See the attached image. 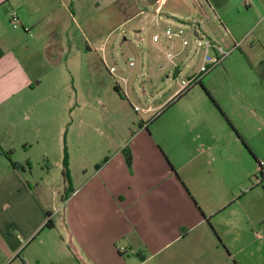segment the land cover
I'll list each match as a JSON object with an SVG mask.
<instances>
[{"label": "crops", "instance_id": "obj_1", "mask_svg": "<svg viewBox=\"0 0 264 264\" xmlns=\"http://www.w3.org/2000/svg\"><path fill=\"white\" fill-rule=\"evenodd\" d=\"M206 5L213 8L211 0H0V264H264V218L255 223L238 207L237 220L211 219L225 208H205L191 197L184 199L187 218L177 221L183 197L176 200L173 154L154 151L145 139L132 143V133L119 138L115 118L107 119L106 136L114 152L96 170L106 158L104 142L85 141L90 124L74 85L62 93L60 81L69 79L65 53L87 57L81 66L99 65L90 54L100 41L102 13L104 25L123 18L140 38L183 25L196 37L195 17L209 11ZM14 11L18 29L10 24ZM110 34L97 53L103 64ZM173 66L177 78L182 72ZM65 149L73 193L63 200ZM7 154L23 168H13ZM60 201L69 213L43 229Z\"/></svg>", "mask_w": 264, "mask_h": 264}, {"label": "rangeland", "instance_id": "obj_2", "mask_svg": "<svg viewBox=\"0 0 264 264\" xmlns=\"http://www.w3.org/2000/svg\"><path fill=\"white\" fill-rule=\"evenodd\" d=\"M211 4L212 9L206 5L209 11H198L195 17L201 22L199 38L212 40L226 53L235 43L241 45L178 98H173L178 81L197 73L206 53L205 47L196 48L198 38L191 27L183 25L188 46L181 38L168 40L161 34L167 28L176 31L172 26L148 31L142 40L135 35L133 24L123 18L113 26L104 25V13L100 41L90 54L99 65L81 66L87 57L65 53L66 63L61 65L64 71L68 69L69 79L60 81L62 93L74 85L79 104L83 99L86 124H90L85 127V141L96 145L103 141L104 158L114 152L106 145L107 119L113 118L119 138L132 133V143L145 139L153 143L154 151L163 153L165 148L173 154L176 200L183 197L176 204L177 221L187 218L181 216L184 199L189 203L194 197L205 208H225L222 215L211 219L237 220L236 210L242 207L259 223L264 218V0H211ZM105 33V38L111 36L107 39L110 56L103 64L97 53L101 55ZM154 33L160 37L157 42ZM169 54L174 55L172 60ZM214 54L208 51L209 56ZM176 62L182 72L177 78ZM111 67L115 72L109 71ZM163 102L158 110L146 111ZM103 108L118 112L115 117L105 115ZM58 207L54 222L69 213L61 201Z\"/></svg>", "mask_w": 264, "mask_h": 264}, {"label": "built area", "instance_id": "obj_3", "mask_svg": "<svg viewBox=\"0 0 264 264\" xmlns=\"http://www.w3.org/2000/svg\"><path fill=\"white\" fill-rule=\"evenodd\" d=\"M10 24L13 29H18L21 27L18 14L15 11L10 14ZM162 34L168 40H173L174 37L181 38L184 46L189 45V42L185 38V33L182 28H178L176 31H173L171 28H168L165 31H163ZM196 37L198 38L195 42L196 48L205 47L206 53H205L203 62L201 66L199 67L197 73L191 74L189 75V77L187 76V80L182 81L184 90L192 86L199 79H201L202 75L209 73L212 69L218 66L230 53L238 49L241 45L240 43H235L232 49L226 53L223 51V49L219 45H217L212 40L206 39V38L201 39L199 38V35H197ZM152 38L154 42H157L160 39L158 35H153ZM209 50H213L215 54L213 56H209L208 55ZM173 58H174V55L169 54L168 59L172 60ZM130 60L132 61L131 64L133 65L134 64L133 58H130ZM109 71L113 73L115 72V68L111 67ZM135 110H138V108H136Z\"/></svg>", "mask_w": 264, "mask_h": 264}, {"label": "trees", "instance_id": "obj_4", "mask_svg": "<svg viewBox=\"0 0 264 264\" xmlns=\"http://www.w3.org/2000/svg\"><path fill=\"white\" fill-rule=\"evenodd\" d=\"M175 75H176V71H175ZM201 79H199V82H200ZM116 91L119 92V89L116 87L115 88ZM190 89V87L186 88L185 90L182 91L181 94H183L184 92H187L188 90ZM179 94L177 96V98L181 95ZM7 157H8V160L10 162V164L12 165L13 168L15 169H20V168H23L22 166L18 165L17 163H15L14 161H12V159L10 158V156L7 154ZM108 158L106 157L102 163L96 165L95 169L98 170L102 164H104L105 162H107ZM62 165H63V174H64V181L66 183V193L63 195V200H66L67 198H69V196H71V194L73 193L72 191V179H71V172H70V165H69V157H68V153L65 149L64 151V158H63V161H62ZM52 216V213L47 211V221L46 223L44 224L43 226V229H52L54 228L55 226V223L54 221L52 220L51 218Z\"/></svg>", "mask_w": 264, "mask_h": 264}]
</instances>
